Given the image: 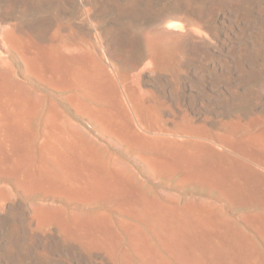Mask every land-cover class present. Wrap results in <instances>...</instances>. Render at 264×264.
<instances>
[{
	"label": "bare ground",
	"instance_id": "bare-ground-1",
	"mask_svg": "<svg viewBox=\"0 0 264 264\" xmlns=\"http://www.w3.org/2000/svg\"><path fill=\"white\" fill-rule=\"evenodd\" d=\"M144 1L145 0H135L134 2L132 1L133 3L129 2L128 4H124L122 3V0H16L14 2L15 4L8 7L7 12L9 10L13 11V6L17 4L21 5L24 9V14H28V17L33 12L36 13L44 11L46 7L50 8V12L42 17H38L36 20H28L24 23H20L19 28L17 27L18 29L16 28L18 25L14 26V30L5 34V41L7 43L5 44V47L8 45L12 50L14 49L18 52L24 62L25 68L31 75H34L38 79L48 83L56 89L58 88L62 91H68L71 94V98L70 96L68 97L70 99L69 101H71L73 105L68 100L66 101H68L72 106H75V108L79 109V111L81 110L84 114H87L93 122L98 124L100 128L102 127V129L109 133L110 136L113 135L114 138L116 137L124 143L126 142L133 147L139 148V150H143V154L144 151L150 152V156L144 155L147 157L143 158H146L144 161H147V163H145L149 164L148 167L150 166L149 169L151 168V172L154 170L155 172L158 171L163 174L167 173V175L183 172L179 183H181V181L184 183L198 182L211 189L219 191L227 202L235 205H242L248 203L252 199H257L260 201V205L264 208V183L261 181H254L252 179L253 176L251 177V175H249L252 170L251 165H254L253 168L256 167L257 164L255 162L259 160V163H262L261 158L259 159V157L257 158L254 157L253 154H250V151L252 150L249 151L247 144L245 145L242 143V141H248L250 144L254 143V145L258 147L259 152H264V134L260 132L252 134L250 132L249 135H245L240 138L242 140L241 142L238 138H236V136V139L234 138V135L240 134V132L245 130L246 127H250V119H244L243 117L238 116L236 119L229 120L228 122H219H224L221 124V128H223L225 133H227L226 136L229 137V139L230 136L233 137L242 145L237 149V154L240 156L239 163L235 164L233 162V165H229L227 163V167L230 166L228 169L222 168L223 165L221 167L218 165H212L211 167L204 168L200 165L201 161L207 157H205V155H209L210 151L208 152L207 146L203 144L206 140L199 143L200 140L198 136L203 134V126H196L194 122L188 118L187 114L184 115V112L182 116L179 112L180 117L177 115L178 120L176 121H178V124L185 129V132L188 131L189 134H192L193 136L195 135V137L198 138L196 139V143L194 142L193 146L189 145L192 146L190 149L185 148L186 144H183L184 149H180V147H177L178 145L175 146L176 142L172 141L174 139H171V143H165V138L162 143H156V141L153 143L151 139H146V136L143 134H140L139 136L138 133L140 132V128L139 130L136 128L138 131H135L136 126L134 123L136 124V120L139 122L138 119H141L138 118L140 114L138 116L136 108L138 110L141 109L139 108L140 105H138V103H140V100L143 102V99L139 98L140 95L138 92H135L136 85H134L135 89L132 87L135 91H131L132 93L129 92L131 96L126 95V91L123 92V87H120L116 77L111 73L110 67H108L106 62H104L100 54L93 53V55L86 56V60L84 61L68 56L62 57V55L59 54L57 42L54 38L48 36L49 33L51 31H55V29H57V31L63 30L64 32L75 28L77 29L76 32L79 31L82 33L81 38L84 35L85 38H88L91 41L92 39L89 38L91 36L96 41L99 40L101 43H105V45L107 44L106 46H111L113 52L119 56V58L125 57L129 60L132 59L131 57H138L139 60L141 59L143 64L146 61L142 70L149 71L150 73L152 72L153 74L157 70H160L164 65H167V63H170L169 60L172 59H169V57L173 51L170 46L178 42L176 38L178 37L179 39V36L184 34V30L190 26V23L189 21L187 22L181 18L173 17L164 25L152 26L149 30L143 29L144 31H138V22L141 20L149 19V17H151L149 20L154 23L160 19V17L154 13L155 11L153 12L154 14H152L153 16L151 15L150 10H148L150 7L147 3L148 7H145L146 5L141 6ZM255 1L259 4L264 3V0ZM255 1L254 3H256ZM221 2L223 3L224 1H220V3ZM250 2L251 1L248 2V5H250ZM74 5L85 6L87 18L113 14L114 18L111 21L112 23L110 27L97 28L96 26L94 28L95 30L93 28L90 29L87 21L89 19L83 22L81 21V24L68 26L60 24L62 15L66 12L68 13L69 10H72L71 8H73ZM220 5L223 8V4ZM215 6L219 5L215 4ZM214 7L212 10H214ZM222 10L223 9H221V11ZM207 11L210 12L209 10ZM247 11L249 10H246L245 12ZM242 12L244 13V11ZM237 15L238 14H236V16ZM259 15L261 16V14ZM24 17L28 19L27 16ZM247 17H249V15ZM242 18L244 20V17ZM242 18L240 20H242ZM261 18H259V21L254 20L255 22L253 23H263L262 20L260 21ZM246 19L244 21L249 20ZM238 22L239 24H236L240 25L241 21ZM241 25L243 24L241 23ZM87 27L89 29H87ZM237 27L238 26H236V28ZM85 28L88 30L87 34H84V30L82 31V29ZM257 28L252 27L251 29L254 31ZM235 29L234 31L237 32ZM241 29V31H238L243 32V35H241V41H243L247 38V35L248 37L250 36L249 32L251 31L248 26H243ZM78 35L80 37L81 34ZM260 35L261 34H259V36ZM227 36L230 37V35ZM227 36L226 39L228 38ZM262 36L263 35H261V37ZM171 38H173L176 42H174L173 39L169 41ZM250 38L252 37L250 36ZM172 41L173 43H171ZM232 41L235 42L233 39L231 42ZM142 42L145 43L146 49L143 48ZM237 42L241 43L239 41ZM228 44L227 46L230 45ZM250 44H252V46L255 45H253V43ZM96 47L98 48V46ZM240 49L242 48H239V53L243 56L242 61L238 59V52L233 46H231L229 52L233 55V59L231 60L233 62L235 61L233 64L236 66L235 72L237 71L240 79L243 80L242 82H247L248 80L255 81L264 78L263 72L261 73L258 71L260 72L258 73L254 71H247L248 69L245 70L247 67L246 65L244 67L243 63L246 64L250 62V53L241 51ZM7 64L9 63L6 61L5 65ZM249 65L247 66L250 67ZM241 66H243V69ZM6 67L0 71V176L12 178L14 180L13 185L22 189L26 193L46 191L54 196L81 201L84 204L93 202H114L116 211L118 210V212L124 213L125 215L138 220V222H141L146 227V230H144L141 226L139 227L135 226L136 224H130V221H133V219H127L125 220V223L121 224V227L119 226L122 231L118 230L119 232L121 231V233H115L112 229L113 225L110 224L112 221H109L107 216L100 215V212V214L97 212H87L86 214L74 212L75 214H71L70 217H64L62 215L63 213L56 212V209L55 212L50 209L41 211L37 210L36 213L34 211V219L36 220L35 223L37 222L36 224L41 227H46L51 223L55 224L57 234L55 237L60 241V247H66V251L71 248L72 250H69L68 252H78L77 257L81 260L84 258L89 259L92 255L102 256L106 264H134L133 259H137L138 264H259L258 262L260 261V256L258 257L254 249L256 245L253 246L250 240L243 237L239 233H235L226 228L224 221L216 217L217 215L215 216L211 212L213 209L211 210L209 208L211 210L209 211L208 208L206 209L205 207L191 206L192 203H188L190 205L189 207L185 206V204L183 207L184 209L182 207V209H177L171 204L169 205H171L172 208H169L170 206L168 207V205L167 207L161 205L159 202L160 200L158 201L160 203L159 204L157 201L154 202L155 199H152L153 201H151L146 199L142 194H138L132 188L133 185L131 186V183L129 182L130 180L128 181L125 179L124 175L126 174L123 175L119 171L120 168L116 169L117 166L115 169L111 168V164H108L109 162L107 163L109 160L106 159V161H103V159L100 158L101 156L98 154L99 151L97 152L93 149L92 145H90V147L88 146V139V145L86 144V137H80L78 134L70 130L68 133L65 130L66 128L64 129L61 127L63 124L60 125L59 119L57 118L61 117L62 120V116H58L59 112L57 114L56 111H54L55 109L53 106L56 107V105L49 104L47 106L46 101L42 99L41 96L39 97L36 94L31 93L29 89L23 85L20 86L12 83L10 68L6 69ZM166 69H168V66ZM231 73L232 72H230L229 75H231ZM227 80L228 78L226 81ZM120 81L122 82L123 80ZM121 85L123 86V84ZM124 86L126 88L125 83ZM242 87L244 88L243 85ZM138 90H141V88L139 87ZM228 93H230L231 97H226L225 103L230 109L237 107L236 105H240L241 107L250 105L254 107L258 100L264 101L263 86L261 87L260 92H258L255 96H253V91L243 92L241 90H233L232 92L228 91ZM233 102L236 103L234 104ZM147 106L150 107V118L154 117L158 119V116L161 114V112L159 114L160 109L157 110V108H154L156 109L155 111L149 104ZM143 108V110H145V107ZM40 114L45 115V118L43 117V119L45 120L44 124L46 125L47 132H44L45 134L40 147L38 143L39 149L35 150L37 146L35 147V143L33 144L34 141H32L34 138V134H32L34 133L32 132V124L37 117H41ZM174 116L175 115H173V117ZM262 116L264 117V113ZM257 117L259 120L261 119L259 118V115ZM251 119L253 120L252 117ZM156 121L154 120L153 123H156ZM154 125L155 124H153V126ZM62 129H64L65 133H63ZM248 129L251 130V127ZM182 130L183 129H181V131ZM167 131L169 132L170 130ZM189 136L187 134L188 139H190ZM156 137L155 139L157 140ZM203 137H205V135ZM190 140L192 141V139ZM184 143H188L187 140ZM183 145H181V147ZM189 146H187V148ZM256 147H254L255 151ZM230 150L231 149H229V151ZM212 154L210 153L209 156L212 157ZM256 156H258V154ZM235 159L236 158H234V160ZM225 163L223 164L225 165ZM211 164H213V162ZM226 165L224 167H226ZM242 182L243 184H241ZM253 188L258 191L255 195H251ZM2 190L5 196L8 195V191L4 187ZM259 190L262 191L259 192ZM105 214L109 215L106 212ZM0 217L2 216L0 215ZM245 219L264 242V215L257 216L254 214V216H249ZM230 226H232V224ZM122 233L127 241L126 248L128 249L126 250H123L124 247L120 246L121 240L124 238L121 235ZM149 234L155 238L159 248L155 247L150 242ZM58 250L55 251L58 252ZM70 258H72V256Z\"/></svg>",
	"mask_w": 264,
	"mask_h": 264
},
{
	"label": "rangeland",
	"instance_id": "rangeland-1",
	"mask_svg": "<svg viewBox=\"0 0 264 264\" xmlns=\"http://www.w3.org/2000/svg\"><path fill=\"white\" fill-rule=\"evenodd\" d=\"M15 1L16 0H0V55H2L0 56V71L3 70V68L7 66L6 69L10 68V71H11L10 75L12 77L11 78L12 83L18 84L20 86L23 85L26 88H28L31 93H34L39 97L41 96V98L46 101L47 106L49 104L56 105V107L53 106L55 109L54 111H56L57 114L59 112L58 116H62V120H61V117L57 118L59 119L60 125L63 124V126L61 125V127H63L64 129L66 128L65 129L66 132L70 130L78 134L80 137H83V138L86 137L85 141H87L88 139L89 145H88V141L86 142V144L89 147L90 145H92L93 149H95L97 152L99 151L98 154L101 156L100 158L103 159V161H106V159L109 160L107 161V163L109 162L108 164H111L110 165L111 168L115 169L116 166H117L116 169L120 168L119 171L123 175L124 174L127 175V176L124 175L125 179H127L128 181L130 180L129 182L131 183V186L133 185L132 188L138 194H142L146 199L151 200V201L155 199L154 202L156 201L157 203L160 202L161 205H164L166 207L168 205V207L170 206L169 208H172L171 205H173L177 209H182L185 204H186L185 206L189 207L190 206L189 204L192 203L191 206L205 207L206 209L208 208L209 211L213 209L211 212L215 216L217 215L216 217L224 221L226 228L232 230L235 233L237 232L243 237L247 238L248 240L251 241L253 246L256 245L254 248L255 252L258 255V257L260 256L259 257L260 261L258 263L264 264V249H263L264 242L259 237V235L255 232V230L246 222V219H245L249 216H254V214L257 216L264 215V208L262 207V205H260L259 203L260 201H258L257 199H252L248 203H245L242 205L231 204L230 202H227V200L219 193V191L215 189H211L208 186L202 185L198 182H197L198 184L196 182H191V183L185 182L184 183L183 181L179 183L182 178L183 172L181 173L179 172L180 174L176 173L177 175L176 174L167 175V173L163 174L158 171L155 172L154 170L151 172L150 170L151 168L149 169L150 166L148 167L149 164H146L147 161H144V159L146 160V158H143V157H147L144 155L150 156V152L144 151V154H143L142 153L143 150L141 149L139 150V148L133 147L126 142L124 143L123 141H120L116 137L114 138L113 135L110 136V134L105 132L102 129V127L100 128L98 124L93 122L87 114H84L83 111L81 110L80 112L79 109L75 108V106H72L73 104L71 103V101H69L70 99L68 98L69 96L71 98V94L68 91H64V90L62 91L58 88L56 89L55 87L49 85L48 83L38 79L34 75H31L30 72H28L27 69L25 68L24 62L21 56L18 54V52L14 49L13 51L8 45H6L5 47V44H7L5 41V36H6L5 34H8L12 30H14V26L16 25H18L16 26V28L17 27L19 28L20 23H24L28 20L29 21L36 20L38 19V17H42L45 14H48L50 12L49 11L50 8L46 7L44 11L36 12V13L33 12L28 17V14L27 15L24 14V9L21 7V5L17 4V5H14L15 7L13 6L14 8L12 9L13 11L9 10L7 12L8 7L15 4L14 3ZM132 1L134 2L135 0H122V3L124 4H128L129 2L133 3ZM220 1H224L226 3V6L224 2L220 3ZM220 1H218L219 4H217L219 6H215L219 9L214 7V10H212L213 8L209 10L210 12L208 11L201 12L200 14H198V17L192 16L193 14L191 13V10H188L189 12L186 11L185 15L179 16V15H176L175 13H172V11H170L171 8H167L168 10H166L163 13L164 15L162 19L158 23H156L155 26L164 25L166 24V22H168L173 17L181 18L187 22L189 21L190 26L184 30L183 32L184 34L179 36V39L178 37L176 38L178 42L170 46L171 50H173L171 53L172 56L170 55L169 57V59H172V60H169L170 63H167V65H164L160 70H157L158 72L154 70L156 72H154L153 74L152 72L150 73L149 71L142 70L144 68L143 65L145 64L146 61L143 64L141 59L139 60L138 57H131L132 59H129V60L126 59L125 57L119 58V56H117L113 52V49L111 46L108 47L106 46L107 44L105 45V43H101L99 40L96 41L91 36L90 37L88 36L89 38L92 39L91 41L90 39L85 38L84 35L81 38L82 33H80L79 31L76 32L77 29L75 28H73V30L72 29L70 30L68 28L69 30L64 31V32L63 30L57 31V29H55V31H51L48 36H50L51 38H54V40L57 42L59 54L62 55V57L68 56L74 59L78 58L77 60H80V61H84L86 60L85 59L86 56L93 55V53L100 54L104 62H106L108 67H110V71L116 77V80L119 82L120 87H123L122 89L124 90L123 92L126 91L125 94L127 93L126 95H129V96H131L130 93L134 92L135 90H136L135 92L139 93L140 95L139 98L143 99V102L142 100L139 101L140 103H138V105H140L139 108L141 109H139L140 110L139 111L136 108V110H137L138 116L140 114L138 118H141V119L137 118L139 120V122L136 120L137 125L134 123V125L136 126L135 131H138L140 128L141 133L137 132L139 136L140 134H143L144 136H146V139H149V140L151 139L153 143H155V141L156 143H162L164 142V138L166 140L165 143H168L171 141V139H174L172 141L176 142L175 146L178 145L177 147H180V149H184L183 147L186 144L185 148L190 149L193 146L194 142L196 143V139L198 138H196L195 135L193 136L192 134H189L188 131L185 132V129L180 124H178V121H176L178 120L177 115H179L178 117H180L179 112L181 113V116L183 115V112H184V115L187 114L188 118L192 120V122H194L196 126H203L202 128L203 134L201 136L200 135L198 136L200 140L199 143L203 140H206L203 142V144L207 146L208 152L210 151L211 154L213 153L212 157L209 156L210 153L209 155H205V157L206 156L207 157L203 161H201L200 165H202V167L204 168L211 167L212 165H218L220 167L223 165L222 168L228 169L230 166L227 167L226 165L227 163L229 165L230 164L233 165V162L235 164L239 163L240 156L239 154H237V149L240 146H242L240 144V142L242 141L240 138L242 136L244 137L245 135H249L250 132L252 134L254 133L256 134L258 132L264 134V131H263L264 130V119H263L264 117L262 116V114L264 113V106H263L264 101L258 100V102H256V105L254 107L250 105L242 106V107L240 105H236L237 107H234L232 109H230L225 103L226 97L227 98L231 97L228 91L229 92H232L233 90L234 91L241 90L243 92L253 91L254 92L253 96H255L256 94H258V92H260L261 87L264 86V78H261L255 81L248 80L247 82H242L243 80L240 79V76L237 73V71L235 72L236 66L233 65L235 61L233 62L231 60L233 59L232 57L233 55H231L229 52L231 46H233L238 52L237 53L238 59H240L241 61H242L243 56L239 53V48H242L240 49L241 51L250 53V57H249L250 62L248 63L251 64L252 66L249 65L248 63L246 64L243 63V66L245 67L246 65L247 67L245 68V70L248 69L247 71H254V72L260 71L261 73L263 72V75H264V64H263L264 63V30H261V29H264V25H263L264 24V9H263L264 3L259 4L255 0H247V1L246 0H241V1L240 0H237V1L236 0H220ZM249 1L252 2V3L250 2V5H248ZM254 1L256 3H254ZM170 2L171 0H151V1L145 0L141 6L146 5L145 7H148L149 5L150 9L148 10H150L151 15H152L154 11H156L157 9L166 7L167 5L170 4ZM203 2L205 3L208 1L203 0L202 3ZM220 4H223V8ZM71 9L72 10H69L68 13L66 12L62 15L60 24H63V25L65 24L66 26L74 25V24H81V21L83 22L89 19L87 21L89 23L90 29L91 28L94 29L96 26L97 28L99 27L109 28L112 23L111 21L114 18L113 14H105V15H101V16H97L93 18L92 17L87 18L86 8L85 6H82V5H74V7ZM221 9L223 10L225 9L226 11L225 10L221 11ZM245 9L249 11L245 12L246 11ZM242 11H244V13ZM255 11H256V15H255ZM251 12L254 14H252ZM23 14L24 16H27L28 19L24 17ZM236 14L238 15L236 16ZM259 14H261V16ZM246 15L247 16L249 15V17H247ZM253 16H255L256 18ZM240 17L241 18L244 17V20L246 18L249 20L246 19L247 21H244L243 18L242 20H240L241 19ZM150 18L151 17H149V19ZM188 18H191V19H188ZM259 18H261L260 21L262 20L263 23H259V24L253 23L255 21H259ZM149 19H144L138 22V26H137L138 31L149 30V28L151 29L153 22H151ZM238 21H241L243 25H241V23L240 25H237L236 23L239 24ZM233 25H234V29L236 28V26H238L237 27L238 29L236 28L235 30H237V32H239L240 34L234 31ZM243 26L245 27L248 26L250 28L251 32L249 33L252 38H250V36L248 37L247 35V38L241 41V35H243V32H240V31L243 29V28L241 29V27ZM252 27H255V28L259 27V28L253 31V29H251ZM89 28L87 27V29ZM87 29L86 28L82 29V31L84 30L83 31L84 34L88 33ZM258 33L263 36L262 37L261 35L259 36ZM78 34H81L80 37ZM227 35H230V37ZM226 36L228 37L227 39H226ZM253 36L254 38L255 37L256 38L258 37V38L254 39ZM78 37L81 39H79ZM173 38L169 39V41H171ZM230 38L231 40L233 39L235 42L233 41L231 42ZM174 39L173 41L176 42ZM227 40H230V41H227ZM173 41L171 43H173ZM237 41L241 43H238ZM255 41L256 42L258 41V42L256 43ZM228 42L231 46L228 44ZM250 43H253V45L254 44L255 45L252 46V44ZM227 44L229 46H227ZM245 45L248 47H246ZM96 46H98V48ZM142 46L144 49H146V45L144 42H142ZM87 52L90 54H88ZM255 60L257 61V63ZM6 61L9 64L5 65ZM247 65H249L250 67H248ZM167 66H168V69H166ZM243 66H241L242 69H243ZM170 67L171 68L173 67V68L171 69ZM228 72L229 73L232 72L231 75H229ZM117 73L118 74L120 73L119 74L120 76ZM227 78H228L227 80L228 82L226 81ZM120 80H123V81L125 80L126 82L122 81L123 82L122 83ZM124 83L126 85V88L124 86ZM121 84H123V86ZM134 85H136V87ZM242 85L244 86V88L242 87ZM132 87L133 88L135 87L136 89L134 88L135 89L134 90ZM139 87L141 88V90H138ZM65 98H68V99H65ZM66 100H68L72 105L69 104V102ZM258 103H260L261 105ZM148 104L155 111L156 109L154 108H157V110L159 109L161 110V111L159 110V114L160 112L161 114L159 115L160 117L158 116V119L154 117L150 118L151 117L149 116L150 107L147 106ZM143 107H145L146 111L143 110L144 109ZM257 114L259 115V118H261L260 120L258 119ZM42 115L39 118L37 117L38 120L36 118L32 124V132H34L32 133L34 134V138L32 141H34L33 144L35 143L34 146L35 147L37 146L35 150L39 149L40 144L43 140V136L45 134L44 132H47L46 125L44 124L45 120L43 119V117L45 118V115L44 114ZM173 115L175 116L173 117ZM238 116L243 117L244 119H250L249 120L250 124L249 123L248 124L251 127V130L248 129L250 127H246V129L240 132V134L234 135V138L236 136V138H238L240 142L238 140H235L236 138L234 139L231 136L229 139V137L226 136L227 133H225L223 128H221L222 126L221 124H223L225 121L228 122L229 120L236 119ZM251 117L253 118V120L251 119ZM151 119H154L155 121L157 120L156 123H153L154 120H151ZM150 120L152 123L150 122ZM221 121H224V122L219 123ZM153 124H155L154 125L155 127L153 126ZM64 129H62L63 133H65ZM181 129H183L184 131L183 130L181 131ZM167 130H170V131L168 132ZM185 134H186V137H185ZM187 134L188 136L190 135L192 137L191 138L189 136V138L192 139V141L195 140L193 141L192 144H191L192 141L188 139ZM204 135L205 137H203ZM155 137L157 138V140L155 139ZM186 140L188 143H184ZM38 143H39V147H38ZM242 143L245 145L247 144L249 151L252 150L250 151V154H253L254 157H257V158L259 157V159L261 158V162H262V163H259L260 160L256 158L259 161L255 162L257 164V165L255 164L256 167L253 168L254 165L253 166L251 165L252 170L250 174L249 173L248 174L251 175V177L253 176L252 179L254 181H257V182L261 181L262 183H264V160H263L264 152H259L258 147H256L254 143H251L252 145L248 141H245V142L242 141ZM181 145L183 146L181 147ZM189 145H192V146H189ZM187 146L189 147L187 148ZM253 146L256 147V151ZM229 149L231 150L229 151ZM256 153L258 154V156H256L257 155ZM232 155H234L235 157ZM234 158L236 159L234 160ZM224 159L226 160V163ZM212 162L213 164H211ZM223 163H225L226 167H224L225 165ZM13 184H14V180L12 178L7 177V176H0V187H1L0 189V215L2 216L0 217L2 219V220L0 219V264H33V263L34 264H48V263L49 264L50 263L51 264H103V263L106 264L102 256L92 255L89 257V259L84 258L81 260L79 257H77L78 252L76 251H73V253L68 252L69 250L71 251L72 249L69 248L66 251V247H63V248L60 247L59 246L60 241L55 237L57 234H56V226L54 223H51L50 225H47L46 227L43 226L44 228L36 224L37 222L35 223L36 220L34 219L35 217L34 214L36 213L37 210L41 211V210L50 209L55 212V209H56V212L63 213L62 215L64 217H70L71 214L72 215L75 214L74 212L76 213L81 212L82 214H86L87 212L88 213L89 212L90 213L100 212L101 213V214L99 213L100 215H105L108 217L109 221H112L110 222V224L113 225V227L112 226L111 227L115 233H121L122 231L120 228L121 224L125 223L126 222L125 220L127 219L129 220L133 219L134 223L133 221H130L131 223L129 221L127 222L133 225L136 224L135 226H139V227L141 226V228L143 227V229L146 230V227L141 222H138V220L132 217H129L125 215L124 213L118 212V210L116 211L114 202L112 203L110 202H100V203L95 202L94 203L93 202V203L84 204L81 201L69 200L65 197L54 196L53 194L46 192V191H35L31 193L30 192L26 193L25 191H23L20 188H17ZM241 184H243V182ZM3 187L8 191L7 192L8 195L6 196L3 194V190H2ZM261 191L262 190H259V192ZM257 192L258 191L255 188H253L251 195L253 194L255 195L257 194ZM105 212L108 213L111 218L109 217V215L105 214ZM122 217L125 219H123ZM229 223L230 225L232 224V226H230ZM118 229L121 231L119 232ZM121 235L123 236V233ZM149 236H150L149 237L150 242L155 247H158L155 238L151 234H149ZM121 244L120 246L124 247V249L120 247L121 249L123 250L128 249L126 248L127 241L125 237L122 238ZM55 250H58V252ZM71 256L72 258H70ZM69 258L70 260L68 261ZM133 262L134 264L135 262L136 264H138L137 259H133Z\"/></svg>",
	"mask_w": 264,
	"mask_h": 264
},
{
	"label": "water",
	"instance_id": "water-1",
	"mask_svg": "<svg viewBox=\"0 0 264 264\" xmlns=\"http://www.w3.org/2000/svg\"><path fill=\"white\" fill-rule=\"evenodd\" d=\"M219 0H210L206 3H202L200 0H171L170 4L166 7L157 9L154 13L160 17L159 20L152 23V26H155L163 16V13L167 10V8H171L172 13L176 15H185V12L191 10L192 16H198L201 12L211 10L215 4L217 5ZM153 13V14H154ZM191 19V18H188ZM264 87V86H263Z\"/></svg>",
	"mask_w": 264,
	"mask_h": 264
}]
</instances>
